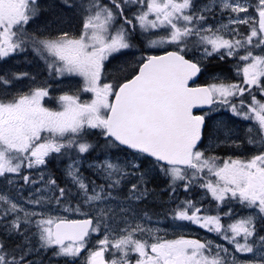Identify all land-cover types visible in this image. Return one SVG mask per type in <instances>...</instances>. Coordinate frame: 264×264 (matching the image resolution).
<instances>
[{
  "label": "snow or ice",
  "instance_id": "obj_1",
  "mask_svg": "<svg viewBox=\"0 0 264 264\" xmlns=\"http://www.w3.org/2000/svg\"><path fill=\"white\" fill-rule=\"evenodd\" d=\"M0 264H264V0H0Z\"/></svg>",
  "mask_w": 264,
  "mask_h": 264
}]
</instances>
